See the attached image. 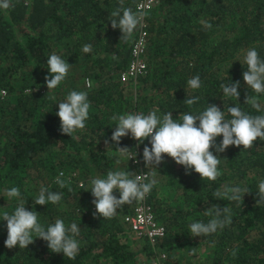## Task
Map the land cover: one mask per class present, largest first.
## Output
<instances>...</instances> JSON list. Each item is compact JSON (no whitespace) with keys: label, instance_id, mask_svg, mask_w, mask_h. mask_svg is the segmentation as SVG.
Listing matches in <instances>:
<instances>
[{"label":"trees","instance_id":"trees-1","mask_svg":"<svg viewBox=\"0 0 264 264\" xmlns=\"http://www.w3.org/2000/svg\"><path fill=\"white\" fill-rule=\"evenodd\" d=\"M134 1L125 0V7L134 10ZM11 3L13 7L0 10V88L5 91L0 96V214L15 209L18 200L9 199L6 191L18 187L25 207L37 211L45 227L56 219L80 227L76 237L80 250L70 260L51 252L40 238L27 248L8 249L6 221L0 220V264H122L136 253L154 256L159 251L165 252L161 264H264V204H255L258 183L264 179V140L247 150L229 146L219 153L222 174L215 181H202L195 172L186 174L167 156L156 168L145 166L142 151L145 145L150 147L147 139L138 146L128 136L119 145L110 140L115 128L111 117L129 112L155 111L161 117L171 112L178 120L215 104L226 118L229 106L264 115V94L257 97L259 111L244 103L245 94H256L242 78L244 50L255 48L264 59V0H160L145 15V69L134 82L119 77L128 63L132 39L119 40L120 30L111 27L110 13L118 0ZM201 19L209 21L211 29L202 26ZM85 44L92 46L89 53L82 51ZM53 53L71 65L61 85L47 92L46 61ZM196 75L202 83L193 90L187 80ZM236 80L238 100L223 97L220 85ZM71 90L86 91L91 106L85 128L68 137L60 132L55 113L57 103ZM193 97L199 99L189 107L185 100ZM117 146L128 147V154L136 151L135 161L118 156ZM139 168L157 181L147 201L164 235L154 246L140 237L139 246L130 249L123 232L129 228L122 217L132 211L135 201L111 219L94 217L87 189L93 177L103 178L115 170L135 174ZM61 171L63 179L71 181V192L55 183ZM225 186L249 193L241 202L217 198L215 193ZM41 188L62 193L61 201L35 205ZM212 204L228 207L231 223L208 236H191L189 224L207 223L211 217L205 212ZM189 245L209 248L208 260L182 262L172 255Z\"/></svg>","mask_w":264,"mask_h":264},{"label":"clouds","instance_id":"clouds-1","mask_svg":"<svg viewBox=\"0 0 264 264\" xmlns=\"http://www.w3.org/2000/svg\"><path fill=\"white\" fill-rule=\"evenodd\" d=\"M13 7L11 0H0V10H8ZM146 12L142 9L133 10L125 7V0H118V6L111 13L109 21L113 29L120 30L119 40L125 43L131 41L134 31L141 25ZM199 23L206 29H211L209 21L201 19ZM92 49L90 44L82 47L84 53ZM113 59H116L113 56ZM240 62V60H238ZM242 61L246 70L242 73L246 88H250L256 95L245 94L244 103L260 110L258 95L264 94V59H261L255 48H249L242 52ZM241 63V62H240ZM70 65L66 59L53 53L46 61L47 75L44 82L47 92L56 89L66 79ZM199 75L187 80L190 89L201 88ZM222 96L226 98L240 96L238 88L240 81L231 84L220 85ZM54 99V97H53ZM199 97L188 98L186 105L191 107ZM56 116L59 118L61 133L70 137L78 130H83L89 118L90 102L86 91L71 90L66 97L57 103ZM115 128L111 133L112 144L119 145L122 137H130L136 141L137 146L146 139L148 145L143 147L142 160L145 166L155 167L164 162L165 157H170L176 164L183 166L186 174L195 172L200 179L215 181L221 176L219 165L221 163L219 153L226 151L229 146H236L245 150L251 148L254 142L264 140V115H250L238 106H229L226 113L215 104H207L202 111L182 114L178 120L173 119L171 112L157 115L155 111L148 114L126 113L113 115ZM222 137L217 143V138ZM108 144V142H105ZM118 156L128 157V160L136 159L128 155V147H119ZM212 149L216 154H213ZM139 162V161H137ZM133 172L115 170L108 171L103 178L93 177L90 180V191L95 207L94 217L111 219L116 216L118 209L130 205L134 201L142 202L156 185L157 181ZM61 171L55 180L60 188L72 191L71 181L63 179ZM147 180V182H144ZM83 188V185H81ZM116 193L119 195L117 196ZM249 193L239 186L228 187L217 191L215 196L219 199L241 202L243 195ZM258 199L256 205L264 204V179L258 183L255 192ZM9 199L16 198L18 204L12 212L4 211L0 214V220L6 221L7 237L4 245L8 249L16 247L27 248L34 243V238H40L46 242L47 248L53 253H62L64 257L75 259L80 250V241L76 238L80 234V227L76 223L65 225L62 219H56L47 227L38 220V212L25 207L27 201L22 196L18 187H11L6 191ZM62 199V193L48 191L41 188L36 198L35 205L57 204ZM205 215L211 219L193 221L189 224V232L193 237L208 236L223 229L231 223L230 209L212 204L206 209Z\"/></svg>","mask_w":264,"mask_h":264},{"label":"built area","instance_id":"built-area-1","mask_svg":"<svg viewBox=\"0 0 264 264\" xmlns=\"http://www.w3.org/2000/svg\"><path fill=\"white\" fill-rule=\"evenodd\" d=\"M160 0H135L134 11L142 9L146 13ZM147 23L145 16L134 31L132 41L129 47V60L126 67L120 72L121 80H131L134 82L136 76L142 73L145 69L144 51L146 45L147 36ZM86 84H88L87 78H84ZM28 90V89H25ZM4 89L0 88V96H4ZM130 157H134L135 153L128 154ZM135 160L132 159V162ZM135 175L147 176V173L143 169H138ZM148 177V176H147ZM144 182H147L145 180ZM123 221L128 225L129 230L136 237L144 238L151 246L156 243L164 235V227L161 223L157 222L154 218L151 203L147 201V196L142 202L135 201L131 212L126 213L122 217ZM164 256V253L159 251L152 257L149 264H161L160 259Z\"/></svg>","mask_w":264,"mask_h":264},{"label":"rangeland","instance_id":"rangeland-1","mask_svg":"<svg viewBox=\"0 0 264 264\" xmlns=\"http://www.w3.org/2000/svg\"><path fill=\"white\" fill-rule=\"evenodd\" d=\"M166 187L161 189L165 191ZM161 189H158L157 194H161ZM124 224V223H123ZM124 238L125 242L130 249H135L139 246V237L133 235L129 229H125ZM174 257L179 261H194V260H203L207 261L209 258V248H200L198 246H187V248H181L171 252ZM165 254V252H164ZM152 255H146L143 252L136 253L132 259L122 264H149L152 259ZM100 264H110L108 261H102Z\"/></svg>","mask_w":264,"mask_h":264}]
</instances>
